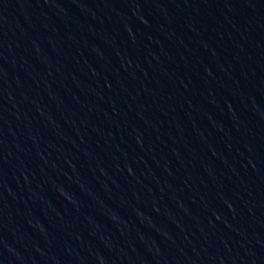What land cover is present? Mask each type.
<instances>
[{
	"label": "water",
	"instance_id": "obj_1",
	"mask_svg": "<svg viewBox=\"0 0 264 264\" xmlns=\"http://www.w3.org/2000/svg\"><path fill=\"white\" fill-rule=\"evenodd\" d=\"M0 264H264V0H0Z\"/></svg>",
	"mask_w": 264,
	"mask_h": 264
}]
</instances>
